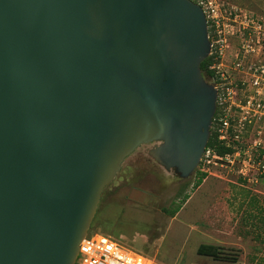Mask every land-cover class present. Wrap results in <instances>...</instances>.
<instances>
[{
	"label": "water",
	"instance_id": "obj_1",
	"mask_svg": "<svg viewBox=\"0 0 264 264\" xmlns=\"http://www.w3.org/2000/svg\"><path fill=\"white\" fill-rule=\"evenodd\" d=\"M193 0H0V264H76L139 147L183 180L217 108Z\"/></svg>",
	"mask_w": 264,
	"mask_h": 264
},
{
	"label": "rangeland",
	"instance_id": "obj_2",
	"mask_svg": "<svg viewBox=\"0 0 264 264\" xmlns=\"http://www.w3.org/2000/svg\"><path fill=\"white\" fill-rule=\"evenodd\" d=\"M224 1L264 14V7L251 0ZM151 148V144L142 145L124 160L102 193L87 238L104 236L138 252H151L158 246L173 252L183 243L205 242L219 247L221 256L229 260L205 257L202 264H264V185L257 186L235 170L217 167L197 189L199 175L183 180L174 171H166L149 155ZM195 191L199 194L192 199ZM186 195L191 199L185 200ZM179 205L178 218L165 212ZM224 211L231 214L223 219L230 225L226 231L218 221ZM191 221L200 225L201 237L194 234L191 238L186 230ZM180 226L185 230H179Z\"/></svg>",
	"mask_w": 264,
	"mask_h": 264
},
{
	"label": "built area",
	"instance_id": "obj_3",
	"mask_svg": "<svg viewBox=\"0 0 264 264\" xmlns=\"http://www.w3.org/2000/svg\"><path fill=\"white\" fill-rule=\"evenodd\" d=\"M207 18L211 42L209 83L217 89L212 130L227 149L207 146L200 170H235L264 185V15L224 0H193ZM250 169H255L250 174ZM264 194V192H262ZM81 264H150L146 256L98 236L80 245Z\"/></svg>",
	"mask_w": 264,
	"mask_h": 264
},
{
	"label": "crops",
	"instance_id": "obj_4",
	"mask_svg": "<svg viewBox=\"0 0 264 264\" xmlns=\"http://www.w3.org/2000/svg\"><path fill=\"white\" fill-rule=\"evenodd\" d=\"M253 1L254 4H256L258 7L263 8L264 7V0H251ZM264 15V14H263ZM205 181V179H204ZM203 181V182H204ZM202 184L197 188H201ZM196 189V190H197ZM199 193H197V191H195L192 195V199L195 198ZM189 200L191 199V197L189 196L188 198ZM181 215V211H178L177 214L174 216L175 219L178 218V216ZM231 214L227 213L224 211V213H222L221 215H219V220L220 223H222V230L226 231L228 229H230V225L226 223L225 220H223L224 218H230ZM196 221V220H195ZM179 230H185L184 228L178 227ZM177 229V230H178ZM186 230L190 233L191 238L192 235L194 234H198L201 237V233H202V229L200 228V225L198 224H193V221H191L190 223V227H186ZM205 231V230H204ZM201 244H209V243H205V242H200V243H196L195 246L191 244H185L183 243L182 245L179 246V248L176 249V251L173 250V252L171 251H166L162 248V246H158L156 247L153 251L151 252H141V251H137V250H130L132 252L135 253H139L142 254L144 256L147 257V259L149 260L150 264H155V263H161V264H167V263H179V264H202V260L205 257H211V256H205V255H200L198 253V248ZM214 245V244H212ZM129 250V249H128ZM213 258V257H212ZM214 259V258H213ZM217 260V259H215Z\"/></svg>",
	"mask_w": 264,
	"mask_h": 264
},
{
	"label": "trees",
	"instance_id": "obj_5",
	"mask_svg": "<svg viewBox=\"0 0 264 264\" xmlns=\"http://www.w3.org/2000/svg\"><path fill=\"white\" fill-rule=\"evenodd\" d=\"M211 62H212L211 57H208L207 59H205L203 61L202 65H201L203 74H204L205 78H207V79L210 78V76H211V71L209 69V66H210ZM208 146L216 147L217 148V151L220 154H224L226 151L230 150V149H227L226 147H224V146H222V145H220L218 143V138H217V135L214 132V130H212V133H211V137H210ZM195 173H196V175H199L198 181L195 184V188H198L203 183L204 179L207 176V173L201 171L200 169H198ZM188 198H189V195H186L185 196V200H187ZM181 207H182V205H179L174 210L165 209V212L169 213L172 217H174L177 214V212L181 209ZM220 250L221 249L219 247H217L216 245H212V244H201L199 246V248H198V253L200 255L211 256L214 259L221 260V261H227V260H229L227 257L221 256L222 253L220 252ZM77 264H81V263L78 262Z\"/></svg>",
	"mask_w": 264,
	"mask_h": 264
},
{
	"label": "flooded vegetation",
	"instance_id": "obj_6",
	"mask_svg": "<svg viewBox=\"0 0 264 264\" xmlns=\"http://www.w3.org/2000/svg\"><path fill=\"white\" fill-rule=\"evenodd\" d=\"M159 142H152V143H149V144H151L152 145V148L155 146V145H157ZM146 145V144H145ZM148 145V144H147Z\"/></svg>",
	"mask_w": 264,
	"mask_h": 264
}]
</instances>
